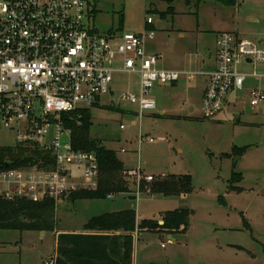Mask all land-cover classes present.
<instances>
[{"label":"rangeland","instance_id":"rangeland-1","mask_svg":"<svg viewBox=\"0 0 264 264\" xmlns=\"http://www.w3.org/2000/svg\"><path fill=\"white\" fill-rule=\"evenodd\" d=\"M87 4L88 24L100 35L143 34L146 20L151 19L154 39L146 40L145 45L155 48L160 56L158 68L197 76L194 81L184 76L176 85L153 87L149 97L156 109L139 118L136 105L119 101L123 94L138 93V76L114 74L111 95L101 99L102 107L89 110L88 136L116 154L124 168L121 177L128 195L76 202L64 197L54 206L53 234L0 231V264H56V233L81 232L92 217L127 209L136 211L140 222L158 221L168 211L190 212L188 232L175 237V246L166 236L140 234L133 243L130 264H264V130L204 119L203 79L199 76L207 70L201 60L216 53L214 45L220 33H236L253 44L264 40V0H238L235 7L212 1L189 5L175 1L171 5L174 14L164 16L168 5L158 1L87 0ZM258 67L242 63L238 71L253 74ZM160 108L174 118L158 117L155 122L153 115ZM243 109V116L236 118L255 120L256 110L248 105ZM260 119L264 124V118ZM148 139L154 143L145 142ZM14 144L13 133L0 129V148ZM234 148L245 149L242 158H233ZM138 170L142 177L152 176L154 181L188 176L190 185L176 197L143 190L130 198L136 178L129 174Z\"/></svg>","mask_w":264,"mask_h":264},{"label":"built area","instance_id":"built-area-1","mask_svg":"<svg viewBox=\"0 0 264 264\" xmlns=\"http://www.w3.org/2000/svg\"><path fill=\"white\" fill-rule=\"evenodd\" d=\"M87 5V0H0V129L13 133L14 145L31 147L52 161L48 170H0V197L5 200L57 204L73 192L97 189V158L73 148L66 123L81 119L83 111L102 107L101 99L112 93L114 74L138 76V93L123 94L119 101L136 105L139 118L156 109L149 97L153 87L196 76L158 68L159 57L145 50V41L154 37L152 30L141 35L98 34L88 24ZM151 24L148 18L146 25ZM242 63L264 64V47L220 34L216 68L206 75L204 119H214L232 93L243 91L249 77H258L240 73ZM262 102L263 91L249 92L250 107ZM134 176L136 195L143 190L150 194L146 185L154 178L142 177L139 170Z\"/></svg>","mask_w":264,"mask_h":264},{"label":"trees","instance_id":"trees-1","mask_svg":"<svg viewBox=\"0 0 264 264\" xmlns=\"http://www.w3.org/2000/svg\"><path fill=\"white\" fill-rule=\"evenodd\" d=\"M164 2L168 9L162 15L174 14L171 5L175 1L189 5L212 1L224 7H234L237 0H151ZM122 23V20H121ZM148 27V25H145ZM150 30V29H147ZM114 32H108L113 34ZM82 118L67 121L66 128L71 135L73 148L93 152L98 162V185L96 190H81L69 194L70 202L105 200L108 196L127 194L124 168L113 151L106 150L101 142L88 136L91 118L89 110L81 112ZM244 148H234L233 158L239 159ZM222 155L221 158H231ZM52 161L44 153L28 146L14 145L0 148V170H25L36 167L48 170ZM42 164V165H41ZM144 183H142V186ZM151 195L176 197L190 185L188 176L166 177L148 184ZM147 186V185H146ZM54 202L46 200L33 203L26 199L5 200L0 197V231L54 233ZM190 212L185 209L164 212L160 221H136L134 210L106 213L92 217L82 231L63 232L54 235L56 264H130L134 235L143 233L159 236L184 235L188 232ZM160 223H162L160 225Z\"/></svg>","mask_w":264,"mask_h":264},{"label":"crops","instance_id":"crops-1","mask_svg":"<svg viewBox=\"0 0 264 264\" xmlns=\"http://www.w3.org/2000/svg\"><path fill=\"white\" fill-rule=\"evenodd\" d=\"M250 21H254V20L250 19ZM145 29H150V30H152L154 32V28H153L152 24L149 25L148 27H145ZM119 33H121V32H119ZM133 34H135V33H133ZM234 34H235V36L237 38L241 39L238 34H236V33H234ZM136 35H141V34L138 33ZM153 39L154 38H152L151 40H153ZM241 40H245V39H241ZM246 41H248V40H246ZM257 44H259V45L264 44V40L260 39ZM214 46L216 48V42H215ZM145 50H146L147 54L157 55L159 57V60H160V56L155 52V48H149L148 46L145 45ZM201 63H203L204 68L207 69L206 71H202V72L199 73L200 74L199 76L203 79L202 88H201V94H200V98H201V101H202V98H203V95H204V92H205V89H206V86H207V76L206 75L211 73L212 71H214L215 68H216V53L214 52L213 56L210 59H208V60H201ZM258 66H259L257 68L258 70L253 72V73L257 74L258 77H249L248 78V79H254V80H256V82L253 83V82H247L246 81L247 84L245 85L243 91L232 93L229 96V99H228V102H227L225 108L215 117L214 121L218 122L221 119H223V120H226V122H228L230 124H234V125H237L239 127L245 128V129L254 128V129H263L264 130V124L261 122V119H260V118H264V116H263L264 115V102H262L261 104H259L255 108H252L249 105V92L251 90L258 89V90H261V91L264 92V64H258ZM159 69L165 70V71H172V70L174 71V69H171V68H162V67H160ZM248 75H251V74H248ZM191 81H194V78ZM177 83H175L173 85H176ZM138 85H139V81H138ZM170 86H172V85H170ZM163 87H165V86H159V85L155 86L156 89L163 88ZM246 104L249 106V108L252 111L256 110L253 113V115L255 117V120H251V121H249V120H241V117L243 116V113H244V109L243 108H247ZM237 115H239L241 117L236 118ZM153 116H154V118L156 120L155 122H157L158 117L162 118V119H172V118H174V117H172L170 115L165 114L164 111L162 110V108L159 109L158 114L155 113ZM218 117H220V118L217 119ZM129 175L130 176L133 175V177L136 178L134 176V173H130ZM135 185H136V179H135L134 186ZM124 195H128V194H124ZM129 197L130 198H132V197L136 198L137 197V195H136V186H135V190H134L133 194L132 195L129 194ZM127 210H132V209H127ZM122 211H124V210H122ZM117 212H120V211H117ZM136 221H137V223L140 222L138 220V218H137V215H136ZM158 221H160V219ZM76 233H79V232H76ZM138 236L139 235H137V234L134 235L133 243H134V241L136 240V238ZM170 237L171 236H166L165 238H167L168 242L171 245L175 246L177 244L176 238L175 237H171L170 238ZM132 255H133V253H132ZM133 258H134V255H133Z\"/></svg>","mask_w":264,"mask_h":264},{"label":"water","instance_id":"water-1","mask_svg":"<svg viewBox=\"0 0 264 264\" xmlns=\"http://www.w3.org/2000/svg\"><path fill=\"white\" fill-rule=\"evenodd\" d=\"M162 223H160V225H161ZM171 238V237H170Z\"/></svg>","mask_w":264,"mask_h":264}]
</instances>
